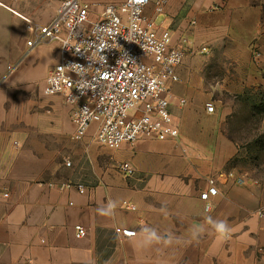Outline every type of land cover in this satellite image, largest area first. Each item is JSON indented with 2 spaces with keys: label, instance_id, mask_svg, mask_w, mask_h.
<instances>
[{
  "label": "crops",
  "instance_id": "crops-1",
  "mask_svg": "<svg viewBox=\"0 0 264 264\" xmlns=\"http://www.w3.org/2000/svg\"><path fill=\"white\" fill-rule=\"evenodd\" d=\"M2 2L0 29L8 19L15 26L18 20L47 24L60 0ZM144 11L150 17L152 5ZM261 12L251 0H169L156 17L158 32L168 31L185 54L176 68L179 81L169 86L179 145L141 139L106 150L93 142L95 125L80 142L71 141L72 108L60 97L50 104H0V264H264V160L256 159L264 157V117L259 140L249 147L222 130L234 112L226 98L240 104L246 94L264 93ZM27 38L16 37L11 65L18 67L5 79L26 92L31 84L42 89L58 60L57 44L28 52ZM252 49L262 52L259 59ZM247 157L245 164L232 163ZM123 163L132 166V177L119 173ZM229 172L247 183L226 178ZM210 178L219 195L205 213L198 196ZM66 183L73 187H50ZM221 220L232 229L224 241L215 232ZM116 228L136 236L122 238ZM151 231L161 242L148 241Z\"/></svg>",
  "mask_w": 264,
  "mask_h": 264
},
{
  "label": "built area",
  "instance_id": "built-area-1",
  "mask_svg": "<svg viewBox=\"0 0 264 264\" xmlns=\"http://www.w3.org/2000/svg\"><path fill=\"white\" fill-rule=\"evenodd\" d=\"M168 1L125 0L120 5L107 4L93 21L88 4L61 0L50 22L25 24L31 36L26 43L28 52L40 44L58 46L57 63L47 72L42 89L45 96L60 97L72 108L71 141L80 142L95 125L93 142L107 149L133 146L141 139L179 145L178 129L169 111V86L179 81L176 68L185 54L172 45L168 31L158 32L156 26V17L163 14ZM150 4L149 17L144 10ZM17 67L18 64L9 65L7 73ZM214 111L213 104L205 105L207 114ZM118 171L126 178L134 175L129 163L121 164ZM226 178L234 179L238 185L247 183L231 172ZM50 187L64 190L73 185ZM74 187L79 194L84 193L83 186ZM218 195L216 180L208 179L205 191L198 196L205 213L211 211L210 198ZM129 208L134 210L133 206ZM261 217L264 218V211ZM74 229L78 237H85L81 226ZM114 233L127 239L136 236L134 230L124 228H116Z\"/></svg>",
  "mask_w": 264,
  "mask_h": 264
},
{
  "label": "rangeland",
  "instance_id": "rangeland-1",
  "mask_svg": "<svg viewBox=\"0 0 264 264\" xmlns=\"http://www.w3.org/2000/svg\"><path fill=\"white\" fill-rule=\"evenodd\" d=\"M9 1V0H8ZM61 1V0H60ZM83 3L88 4L91 7V17L97 20L101 13V7L107 4H115L120 5L125 0H81ZM252 4L258 5L261 7V18L264 21V0H251ZM2 2V1H0ZM4 4H7L5 0H3ZM10 3V2H8ZM20 2H16L15 4H19ZM5 27V23L3 27L0 29V58L2 60V70L0 72V104H50L48 102L50 97H47L43 94V89L38 84H31L28 92L22 87H11L5 84V79L8 77L7 67L12 63H15L14 59L11 58L13 54V47L15 46L16 37L19 36L20 32H24L28 34L29 38L25 40V43L31 39V36L25 30L24 22L18 20V26L15 23L9 24ZM262 26H264V22H262ZM264 31V27L262 30ZM252 54L256 55L259 59L262 55V52L259 49H252ZM28 55L25 60H27ZM21 61V60H20ZM17 63V61H16ZM264 99V93L262 94H246L242 98L240 104H231L228 98H226L225 102L227 105L233 108V118L226 120V125H222V130L228 135L229 138L241 142L242 144L249 147L253 140L258 141L259 134V118L255 113L252 112V107L254 104H259V101ZM225 124V123H224ZM98 148V147H97ZM182 148V147H181ZM101 149V148H99ZM187 152V147L183 146L182 148ZM114 151L116 149H106ZM186 154V153H185ZM182 153V150H179V155H185ZM252 159L251 157H247L245 159L240 160L237 159L235 162L238 164H245L247 160ZM264 160V157L256 158Z\"/></svg>",
  "mask_w": 264,
  "mask_h": 264
},
{
  "label": "clouds",
  "instance_id": "clouds-1",
  "mask_svg": "<svg viewBox=\"0 0 264 264\" xmlns=\"http://www.w3.org/2000/svg\"><path fill=\"white\" fill-rule=\"evenodd\" d=\"M143 3H147V0H142ZM114 205L110 204V207H113ZM215 232L217 233V238L221 241L227 240L230 238L232 229L227 223L226 220H221L215 223ZM193 238L198 240L199 236L196 233H193ZM147 239L149 242L155 241L157 243L161 242V237L156 234L155 231H151L148 233ZM167 244H171L172 240L169 238L167 241H165Z\"/></svg>",
  "mask_w": 264,
  "mask_h": 264
},
{
  "label": "trees",
  "instance_id": "trees-1",
  "mask_svg": "<svg viewBox=\"0 0 264 264\" xmlns=\"http://www.w3.org/2000/svg\"><path fill=\"white\" fill-rule=\"evenodd\" d=\"M252 112L255 113L259 118L264 117V99L259 101V104H254Z\"/></svg>",
  "mask_w": 264,
  "mask_h": 264
}]
</instances>
